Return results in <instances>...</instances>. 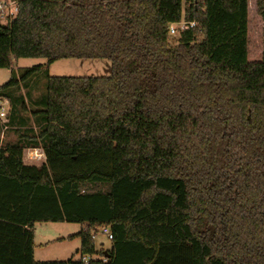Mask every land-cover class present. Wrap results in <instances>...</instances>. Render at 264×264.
Returning <instances> with one entry per match:
<instances>
[{
    "label": "trees",
    "instance_id": "16d2710c",
    "mask_svg": "<svg viewBox=\"0 0 264 264\" xmlns=\"http://www.w3.org/2000/svg\"><path fill=\"white\" fill-rule=\"evenodd\" d=\"M14 1L0 69L108 60L112 74L52 77L40 65L0 87L23 127L26 100L13 95L45 81L30 112L40 132L0 144V264H264V0ZM181 22L196 28L173 39ZM32 148L40 166L24 163ZM42 223L82 224L66 239L80 240L81 259L36 261ZM104 227L112 248L95 259Z\"/></svg>",
    "mask_w": 264,
    "mask_h": 264
},
{
    "label": "rangeland",
    "instance_id": "374dc122",
    "mask_svg": "<svg viewBox=\"0 0 264 264\" xmlns=\"http://www.w3.org/2000/svg\"><path fill=\"white\" fill-rule=\"evenodd\" d=\"M5 2L10 5L11 0H0V3ZM9 11L5 13H0V22L5 24L9 19ZM263 29V24L261 19L256 18L252 14L250 26H249V59L250 61H255L261 58L262 52V42H261V30ZM177 36H173L175 39ZM43 66L45 70L49 69V75L52 77H72V78H84V77H109L112 74L111 62L108 60H61L57 61L50 66H46L47 62L44 59H19L14 62V67L12 70L0 69V87L9 82L12 76L20 78L25 70L31 69L33 67ZM45 75V71L43 72ZM45 94V81L44 79H34L27 83L26 86H21L19 91H16L13 98H17L18 95L25 97L27 112L20 111V117H23L25 121V126L22 127L18 124V121L12 123L10 120L8 130H3L0 123V144L5 146L9 143H15L18 139L19 131L24 132L25 129L30 128L34 133H39L40 128L35 125V119H31V110L36 108L35 103L42 100ZM39 106V105H38ZM40 107V106H39ZM10 113V109H9ZM29 150L27 149L24 153V163L31 165L32 162L27 158ZM39 153L44 155L41 149ZM38 152V151H37ZM44 161V158L41 160ZM42 162L35 163L34 165L40 166ZM33 164V163H32ZM83 229L82 224L78 223H42L36 224L34 228L35 232V243L38 248L36 250V260L39 262L43 259L45 261H68L72 258L75 260H80V255H77V251L80 248V240L75 239L59 241L69 236L78 234ZM95 245L99 258L102 253L110 251L112 248L111 241L102 233L101 229L98 230L95 236ZM40 253H43L40 255ZM44 261V262H45Z\"/></svg>",
    "mask_w": 264,
    "mask_h": 264
},
{
    "label": "built area",
    "instance_id": "2783aa9c",
    "mask_svg": "<svg viewBox=\"0 0 264 264\" xmlns=\"http://www.w3.org/2000/svg\"><path fill=\"white\" fill-rule=\"evenodd\" d=\"M9 11L8 18L14 17L17 12V5L14 0H11L10 5H7L5 2L0 3V13H5ZM196 28V23H187V22H181L179 24H174L170 27V35L176 36L180 32L185 31L187 29H194ZM9 109H10V101L7 98L0 97V123L3 130H8L9 124H10V118H9ZM45 156L38 153L35 149L29 150L27 154V158L30 162L33 164L39 163ZM102 233L108 238L109 241L113 240V236L110 232V229L108 227H104L101 229ZM82 261L86 264H88L89 259L88 258H82Z\"/></svg>",
    "mask_w": 264,
    "mask_h": 264
},
{
    "label": "crops",
    "instance_id": "0c3cea01",
    "mask_svg": "<svg viewBox=\"0 0 264 264\" xmlns=\"http://www.w3.org/2000/svg\"><path fill=\"white\" fill-rule=\"evenodd\" d=\"M36 151H38V153H39V150H37V149H35ZM40 162H42V161H40ZM45 162V157H44V161L42 162V163H44ZM41 163V164H42ZM31 165H34V164H32L31 163ZM37 166V165H36ZM36 226V225H35ZM84 227V226H83ZM65 240H66V238H64ZM75 240V239H74ZM71 241H73V240H71ZM35 246H36V243H35ZM38 248H45V247H37L36 246V248H35V251H34V257H35V260H36V250L38 249ZM41 254H43V253H40V255ZM46 259H43V260H41L40 262H44ZM36 261H38V260H36ZM46 262V261H45Z\"/></svg>",
    "mask_w": 264,
    "mask_h": 264
}]
</instances>
